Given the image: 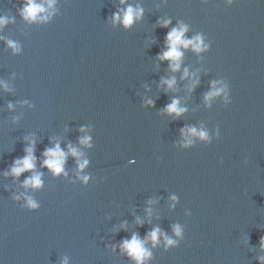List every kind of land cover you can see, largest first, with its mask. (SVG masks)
Returning <instances> with one entry per match:
<instances>
[{
    "label": "water",
    "instance_id": "1",
    "mask_svg": "<svg viewBox=\"0 0 264 264\" xmlns=\"http://www.w3.org/2000/svg\"><path fill=\"white\" fill-rule=\"evenodd\" d=\"M27 2L0 0V264H134L121 241L154 228L177 243L146 240L145 264H264V0H32L33 21ZM127 5L143 14L125 28L112 15ZM178 23L209 47L184 49L172 72L157 57ZM212 81L227 102H205ZM173 99L179 117L164 111ZM187 127L209 139L185 147ZM31 141L35 168L5 176ZM56 143L86 167H42ZM34 173L41 187H23Z\"/></svg>",
    "mask_w": 264,
    "mask_h": 264
},
{
    "label": "clouds",
    "instance_id": "2",
    "mask_svg": "<svg viewBox=\"0 0 264 264\" xmlns=\"http://www.w3.org/2000/svg\"><path fill=\"white\" fill-rule=\"evenodd\" d=\"M232 2V0H229V4ZM121 4H125L126 0H120ZM49 8H52V0H50L48 4ZM44 8L41 5H38L36 3H33L32 0H28L26 5L21 10V15L26 20H36L37 19V13L43 12ZM143 14V9L134 7L132 5H127L124 10L123 14H121L119 11L113 13L112 15V22L115 24L119 22L123 27L128 28L130 27L136 20L140 19ZM41 19H46V17H41ZM7 23V21L4 18H0V25H3ZM157 23L164 28H167L169 24L171 23V20L164 19V20H158ZM188 31V28L186 25L182 23H178L177 26L172 27L165 36V51H162L157 59L161 61H169V69L172 72H176L180 70L181 67V61L182 57L184 55L183 50L191 48V50L195 53H201L208 49L209 45L207 43H204L203 36L197 34L193 36L192 38H186L185 33ZM10 46L11 42H9ZM195 73H192L191 75L188 72V69L185 68L183 70V74L181 76V79H191V76H194ZM176 83L175 78L172 77L170 79H161V84L166 85L167 89L173 88L174 84ZM199 83L198 78L195 80H192L191 87L189 88V91L192 90L197 84ZM220 81H212L211 82V90L208 91L205 96L204 100L205 102L209 101L213 97L219 96L221 93H224V99L225 102L228 101V96L226 92V85L221 84L220 87H217L218 84H220ZM148 104H151L152 101H147ZM12 105L9 104V108H11ZM164 111L167 112L170 115H173L175 117H179L182 113L186 111V108L179 106V101L177 99H173L171 103L166 105L164 108ZM80 131H84V128L82 127ZM181 135L184 137V146L187 147L193 143L191 139L188 138V136H195L200 138L201 140L207 141L209 139L208 133L203 130H197L195 127H187L182 128ZM90 137L84 136L80 138L79 143L81 145H87L89 144ZM34 145L35 141H31L29 143V146L25 148V155L13 161L12 166L9 168L8 171L4 173L5 176L12 175L14 177H19L21 173L25 171H31L35 168V161L36 157L34 155ZM67 151L61 149L59 143L54 144L50 148H46L44 152L42 153L43 157L45 159L42 162V167H47L53 175H58L64 172V164L66 162V158L68 155L73 156L77 160V172L79 173L82 171L86 165L88 164V161L80 160V157L82 153L78 151L77 148L73 147L71 144L67 145ZM66 175V173H64ZM83 181H87L88 177L83 176L79 177ZM23 187L28 188L31 187L33 189L39 188L42 185V179L40 173H34L33 175L27 177L22 182ZM16 199H19V197H16ZM172 200H176V197H171ZM27 200V206L31 209H35L38 207L37 203L30 197L26 198ZM151 203V201H149ZM147 211H151L148 209ZM137 223H141V221L137 220ZM173 231L177 237L181 235V229L178 225L173 226ZM163 236L166 245H174L177 243V241L167 237L164 233L160 231L159 228H154L151 232H149L146 236V240H151L153 246H155L159 242V237ZM146 240L140 239L136 234H133L130 239H125L121 241L120 243V249L122 253H126L131 260L134 261V264H145V261H147L151 257L150 250L145 247ZM260 247L264 249V238H261L260 241ZM264 260V257L261 258ZM62 264H66V261L62 262Z\"/></svg>",
    "mask_w": 264,
    "mask_h": 264
}]
</instances>
